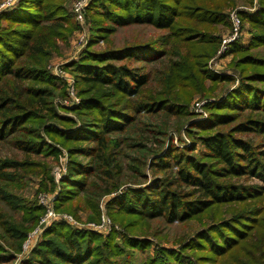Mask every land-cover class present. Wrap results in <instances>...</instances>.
<instances>
[{"label":"trees","instance_id":"trees-1","mask_svg":"<svg viewBox=\"0 0 264 264\" xmlns=\"http://www.w3.org/2000/svg\"><path fill=\"white\" fill-rule=\"evenodd\" d=\"M69 1L20 0L15 11L0 16V143L27 156L23 161L0 157V264L12 263L22 252L44 212L17 193L32 175L43 177L41 192L58 193V211H66L65 204L81 195L93 209L103 197L115 195L107 203L110 213L131 221H122L126 235L114 232L106 240L55 223L23 264H135L132 258L152 247L146 239L151 221L184 223L201 217L210 224L181 242L180 250L157 249L141 264H170L173 258L179 264H264V227H257L264 213V185L239 183L248 178L264 183V0L253 13H239L249 24L250 40L230 46L238 86L208 105L209 119L201 122L190 119L193 98L235 82L212 72L208 63L221 41L213 31L230 25L228 9L240 0H93L87 12L88 48L79 62L67 66L81 87V102L70 107L80 117L79 128L59 114L55 99L64 94L47 70L61 53L60 43H68L76 30ZM134 25L164 34L119 49H93L117 28ZM165 111L191 122L185 131L192 143L180 148L174 137L147 123L149 131L167 139L156 136L160 148L146 162L143 140L124 135L142 115ZM129 140L135 143L129 145ZM57 145L68 155L59 185L49 164L32 159L57 160ZM125 146L141 152L128 168L147 178L149 167L153 178L148 184L132 187L137 183L126 174ZM126 184L131 185L125 189ZM3 205L21 220L8 216Z\"/></svg>","mask_w":264,"mask_h":264},{"label":"rangeland","instance_id":"rangeland-1","mask_svg":"<svg viewBox=\"0 0 264 264\" xmlns=\"http://www.w3.org/2000/svg\"><path fill=\"white\" fill-rule=\"evenodd\" d=\"M2 0H0L1 3ZM83 0H70L68 2V7L70 9V12L72 13V20L74 22V25L76 27V30L74 31L73 35L69 39L68 43H60V49L61 53L60 55L54 57L48 64L47 70L52 74L53 77L58 79L59 83V91L63 92L64 96H59L55 99L56 106L58 108V112L62 117H69L72 118L74 121L77 122V128L80 127V117L76 112H72L70 108L65 104L66 101H68V104H70V92L71 88L75 89V94L80 98L79 96V89L81 88L77 84L76 76L73 72V67H67L71 63L79 62L81 58L83 57L84 51L88 48L90 37H91V31H90V23H89V16H88V8L92 4L93 0H90L86 9L83 11V19L80 20L77 13L75 12L76 3L81 2ZM259 6V0H240L238 3L228 9L227 15L228 20L230 21V25L227 24V26L221 24L218 25L213 31L214 35H220L221 41L220 45L213 55V57L209 60L208 67L209 69L214 72L217 75H230L235 78V82L230 84H219L215 92L213 91L206 97L202 96H195L193 100L191 101V104L188 108L189 113H192L194 117H191V121L201 122V121H207L210 116V111L208 109V105L212 103H216L220 99H224L223 97H226L228 93L233 91L240 82V76L238 73L234 72V67L232 66L234 55L231 54L232 47L229 46L226 54L222 56V58L218 57V51L221 50L222 45L226 39H229L232 35L233 28V20L232 15L234 13L238 14L239 19L241 21V39L238 41L242 45L248 44L250 37L248 33V22L243 21L241 15L239 14L242 11H246L248 13H253L257 7ZM254 9V10H251ZM1 16V15H0ZM164 32L158 31L154 29L153 27L148 26H129V27H119L117 28L112 35L109 36L107 40L101 39L93 46V49L97 51H104L107 49H119L126 47L128 45H131L133 43H141V42H148L151 40L158 39L161 35H163ZM81 35H85V44L84 42L81 43L79 41V37ZM80 50V51H79ZM79 51V53H78ZM261 51V50H260ZM264 54V52H262ZM64 65L66 73L68 74L67 79H62L60 76H57L54 74L56 71V67L58 68V65ZM225 95V96H224ZM81 100V98H80ZM71 105V104H70ZM175 112L171 111H165L163 113L151 116V115H142L140 117V122L137 123V126L134 128L133 131L130 133H126L124 137H133L134 139L141 138L143 140V144L145 145L144 152L147 153V160L146 162H150L152 159V156H149L152 151L155 149H159V144L156 142V136L158 139H167L170 137H174L175 144L179 145L180 148L188 147L192 143V140L190 138V135H187L185 129L189 126L188 120H185L183 118H179L174 115ZM201 116H200V115ZM194 119V120H193ZM187 121V122H186ZM186 122V123H185ZM149 124L154 127H150L151 129H158L159 127L166 132V136L162 135H155L149 129H147L146 124ZM185 125V127H184ZM182 126L184 128H182ZM182 128V129H181ZM47 141L51 143V138L46 137ZM50 138V139H49ZM130 138V139H133ZM246 139H249V137L245 136ZM134 141L129 140L128 144L131 145ZM54 143V142H53ZM135 143V142H134ZM55 144V143H54ZM59 150L61 151V154L58 156L57 160L55 157H49L45 158L43 156H32V159L37 163H46L49 164L51 168V176L54 178V181L57 185H59L60 181L63 179L64 175L67 171V164H68V155L66 149H64L62 146L57 145ZM203 146L201 144H198L197 152L202 151ZM125 152L127 153V156L124 158V165L128 168L131 163H133V159L137 156H141V152H139L137 149H129L125 146ZM145 153V154H146ZM0 157H7V158H17L19 160H24L27 156L17 150H15L10 143H0ZM175 170V169H174ZM145 173L147 175V178L145 177H136L134 176V172L128 168L126 171V174L131 176V182L137 183L132 185V187H142L149 183V181L153 178L152 173L149 171V167L145 169ZM29 179V182H23L24 184H21V187L23 188L18 189L17 193L25 197L31 202H37L39 206H41L44 210L42 215L39 218V221L36 225V227L29 232L32 233L40 224L42 217L47 212V209L40 204V199L42 196L46 195H52L54 194L53 191L48 192H41V181L43 177L41 175H32L27 176ZM147 179V180H146ZM239 183L244 185H257V186H263L264 183H262L259 180L256 179H240ZM131 184L124 185L125 189L126 187H129ZM58 189L56 190V192ZM55 192V193H56ZM59 192V191H58ZM56 199H58V193H56ZM120 194V192H119ZM115 196H105L99 201H97V204H95V208L93 209V206L88 204L86 200H82V195L77 197L73 200V202L65 204L66 205V211H58L55 206L56 212L61 216H69L74 219V223H68L67 221H62L67 223L68 225L72 226L74 229L77 230H88L93 231L100 235L103 240H106L110 238L111 235H113L114 232H118L121 234L126 235L127 229H125L124 224L122 221H131L130 217H126L123 215H116L114 217L107 206V203L110 201V199ZM47 197V196H46ZM56 205V202L54 203ZM2 210L8 215L11 216L13 219L21 220V215H15L14 212L7 207L6 205H3ZM222 209H227V207H224ZM74 211L75 213H73ZM105 216V218H104ZM228 215H226L227 217ZM259 221L261 223H258V228L263 229L264 224V213L260 214L258 216ZM61 221H56L52 224V226L55 223H59ZM102 224L107 226L105 229H90L95 228L97 229ZM210 224V221L207 217L203 218H195L193 220H190L188 222L180 223H167L164 220H155L151 221L149 223V226L146 227V230H148V233L150 236L146 237V239L152 243V247H150L149 250H144L142 253H138L135 258H132V261L135 264H141L145 262V260L149 259L150 257L155 255V251L160 248H167V249H175L180 250V243L185 242L187 243L190 239L194 238L195 235H197L199 232L203 231L205 229V225ZM95 225V227H93ZM52 226H50L48 229H50ZM47 229V230H48ZM46 230V231H47ZM45 231V232H46ZM137 234L139 231H141V227H139L137 230ZM38 242L35 243L32 249L25 248V245L28 240V236L26 240L24 241L22 245V252L17 255L15 260L10 264H23L27 260H29L33 250L37 247V245L42 241L44 234ZM257 231L256 233H258ZM263 236V234H262ZM261 236V237H262ZM145 239V237H143ZM118 243H120V246L122 245V239H119ZM189 253V252H188ZM246 264H252L249 261H245ZM170 264H179L175 258L170 260Z\"/></svg>","mask_w":264,"mask_h":264},{"label":"built area","instance_id":"built-area-1","mask_svg":"<svg viewBox=\"0 0 264 264\" xmlns=\"http://www.w3.org/2000/svg\"><path fill=\"white\" fill-rule=\"evenodd\" d=\"M89 1L90 0H83L81 2L76 3L75 12L77 13L80 20L83 19V16H84L83 11L86 9ZM19 2H20V0H2L0 3V15H2L3 13H11V12L15 11ZM251 10H254V9H251ZM232 20H233L234 30L232 31L231 37L224 41L221 50L218 51V57L217 58L221 59L222 56H224L226 54L229 46H231V44L233 42L239 41L241 39L240 34H241L242 27H241V21L239 19L238 14L234 13L232 15ZM85 37H86L85 35H81L79 37V41L81 43H83L85 41ZM84 44H85V42H84ZM79 51H78V53H79ZM58 66L59 67L58 68L56 67V71L54 72V74L57 76H60V78H62V79H67L69 76L66 73L65 67H63L64 65L62 64V65H58ZM69 96H70V102H71L70 104L71 105L68 104V101H66L65 104L62 103L63 105H67L68 107H73L75 105H78L81 102L80 98L75 94V89L71 88V92H70ZM46 196H42V198L40 199V204L47 209V212L44 215V217H42L39 226L32 233L29 234L27 243L25 245V248H27V249H29V248L32 249L33 246L35 245V243L38 242V240H40L43 233L50 226H52V224L54 222H56V221H67L68 223H71V224L74 223V219L72 217H69V216L63 217L56 212L54 203L57 200L56 199L57 195L52 194V195H46ZM104 218H105V216H104ZM93 227H95V225ZM105 228H107V226L102 224L97 229H95V228H90V229L98 230V229H105Z\"/></svg>","mask_w":264,"mask_h":264}]
</instances>
